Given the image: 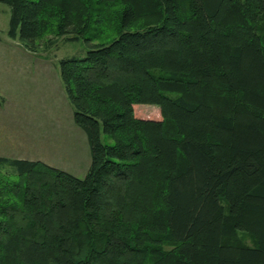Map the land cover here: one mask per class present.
I'll return each mask as SVG.
<instances>
[{
	"label": "trees",
	"instance_id": "1",
	"mask_svg": "<svg viewBox=\"0 0 264 264\" xmlns=\"http://www.w3.org/2000/svg\"><path fill=\"white\" fill-rule=\"evenodd\" d=\"M0 3L29 52L83 40L57 65L89 153L0 156V264H264V0Z\"/></svg>",
	"mask_w": 264,
	"mask_h": 264
},
{
	"label": "rangeland",
	"instance_id": "2",
	"mask_svg": "<svg viewBox=\"0 0 264 264\" xmlns=\"http://www.w3.org/2000/svg\"><path fill=\"white\" fill-rule=\"evenodd\" d=\"M8 15V7L0 3V96L4 100L2 117L9 122L10 133L15 130L17 121L23 120L27 124V133L30 131L23 141L22 150L27 158L38 159L56 169L81 177L89 161L85 137L79 129L81 135L78 137L68 127L66 108L70 107L69 102L62 85L61 90L53 86L50 74L51 69H55L58 75V59L82 55L84 42L82 39L66 42L59 39L48 50L29 52L16 39L6 36ZM37 61L46 70H50L49 75L45 76L46 72L36 69ZM23 78L30 81L26 84V92L19 89ZM134 110L145 116L159 115L156 106L150 104H138ZM10 144L5 151L7 148L11 150L14 143ZM236 235L243 242L252 243L245 233L238 232Z\"/></svg>",
	"mask_w": 264,
	"mask_h": 264
},
{
	"label": "crops",
	"instance_id": "3",
	"mask_svg": "<svg viewBox=\"0 0 264 264\" xmlns=\"http://www.w3.org/2000/svg\"><path fill=\"white\" fill-rule=\"evenodd\" d=\"M28 55H31V54H28ZM37 65V70H42L44 73H45V76L46 75H49V69H45L44 67H42L40 65V63L37 61L36 63ZM42 67V68H40ZM51 79H52V83H53V86L55 87H58V89L61 90V84H60V81H59V78H58V75L56 73V70L55 69H51ZM21 86H20V90L21 91H24L26 92L27 90V86L26 84L28 85V83L30 82L29 80L27 81V79L23 78L21 80ZM28 82V83H27ZM33 83V82H32ZM60 86V87H59ZM4 105V100L2 102H0V156H5V157H10V158H22V159H31V157H28L27 158V155L22 153L23 151V141L25 140V137L26 135H29V131L28 130V133H27V130H26V126L27 124L23 121V120H19L17 121V124L15 125L14 127V131L12 133H10V129L8 128V123L4 120V118L2 117V113L4 112L2 107ZM67 107V106H66ZM67 125L68 127L71 129V131L75 132L76 135L79 137L81 134L78 130V128H76V126L74 124H72L73 122L72 119H71V108L68 106L67 108ZM69 118H70V121H69ZM74 125V126H73ZM40 131L39 127H38V132ZM77 137V138H78ZM27 139V138H26ZM2 142H5V144H3ZM14 143L11 147V150L7 148V151H5L4 149L6 148V146H11L10 143ZM87 145V144H86ZM31 160H38V159H31Z\"/></svg>",
	"mask_w": 264,
	"mask_h": 264
}]
</instances>
